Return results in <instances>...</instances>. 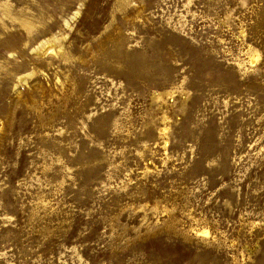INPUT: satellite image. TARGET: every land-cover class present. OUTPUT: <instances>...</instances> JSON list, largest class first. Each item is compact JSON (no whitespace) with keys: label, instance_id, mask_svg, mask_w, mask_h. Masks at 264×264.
I'll use <instances>...</instances> for the list:
<instances>
[{"label":"rangeland","instance_id":"rangeland-1","mask_svg":"<svg viewBox=\"0 0 264 264\" xmlns=\"http://www.w3.org/2000/svg\"><path fill=\"white\" fill-rule=\"evenodd\" d=\"M0 264H264V0H0Z\"/></svg>","mask_w":264,"mask_h":264}]
</instances>
